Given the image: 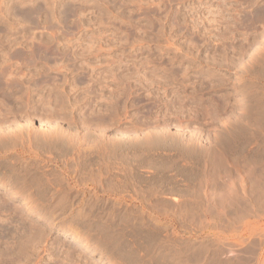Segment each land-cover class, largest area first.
<instances>
[{"label":"rangeland","instance_id":"1","mask_svg":"<svg viewBox=\"0 0 264 264\" xmlns=\"http://www.w3.org/2000/svg\"><path fill=\"white\" fill-rule=\"evenodd\" d=\"M35 1L0 0V264H264V0Z\"/></svg>","mask_w":264,"mask_h":264},{"label":"bare ground","instance_id":"2","mask_svg":"<svg viewBox=\"0 0 264 264\" xmlns=\"http://www.w3.org/2000/svg\"><path fill=\"white\" fill-rule=\"evenodd\" d=\"M33 1V0H32ZM39 0H37V1H35L34 3H33V5H32V7L30 8V10H32L34 13H35V11L37 12V11H39V3L40 2H38ZM11 3V2H10ZM23 4V3H22ZM41 9V8H40ZM15 11V10H14ZM13 12V11H12ZM24 12H25V10H24ZM23 12V13H24ZM28 12H29V10H28ZM31 12V11H30ZM29 15V14H28ZM37 15V14H36ZM31 16V15H30ZM40 19V18H39ZM2 32V31H1ZM4 82V81H3ZM95 125V124H94ZM99 125V124H98ZM89 126V125H88ZM12 134V133H11ZM14 134V133H13ZM54 134V133H53ZM3 135V134H2ZM1 135V136H2ZM15 135V134H14ZM3 137V136H2ZM8 137V136H7ZM11 137V136H10ZM16 138V137H15ZM14 140V139H13ZM10 141V140H9ZM48 142V141H47ZM98 142V141H97ZM66 147V146H65ZM26 177V176H25ZM41 181V180H40ZM34 183V182H33ZM40 189V188H39ZM41 198V197H40ZM4 203V202H3ZM6 210V209H5ZM73 244V243H72Z\"/></svg>","mask_w":264,"mask_h":264}]
</instances>
